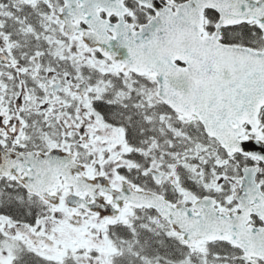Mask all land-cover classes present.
I'll list each match as a JSON object with an SVG mask.
<instances>
[{
	"label": "snow or ice",
	"instance_id": "snow-or-ice-1",
	"mask_svg": "<svg viewBox=\"0 0 264 264\" xmlns=\"http://www.w3.org/2000/svg\"><path fill=\"white\" fill-rule=\"evenodd\" d=\"M0 264H264V0H0Z\"/></svg>",
	"mask_w": 264,
	"mask_h": 264
}]
</instances>
